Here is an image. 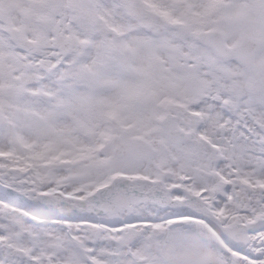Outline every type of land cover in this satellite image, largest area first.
I'll return each mask as SVG.
<instances>
[{"label":"snow or ice","instance_id":"1","mask_svg":"<svg viewBox=\"0 0 264 264\" xmlns=\"http://www.w3.org/2000/svg\"><path fill=\"white\" fill-rule=\"evenodd\" d=\"M0 264H264V0H0Z\"/></svg>","mask_w":264,"mask_h":264}]
</instances>
